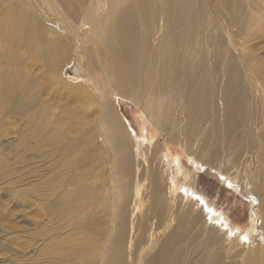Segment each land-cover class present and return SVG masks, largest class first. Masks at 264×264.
I'll return each instance as SVG.
<instances>
[{"label":"bare ground","instance_id":"1","mask_svg":"<svg viewBox=\"0 0 264 264\" xmlns=\"http://www.w3.org/2000/svg\"><path fill=\"white\" fill-rule=\"evenodd\" d=\"M16 1L0 9V46L9 54L0 65V114L17 117L26 112L27 121L38 131L52 127L51 108L57 109L51 107L50 97L44 99L37 92L34 79L21 85L28 75L34 77L31 70L20 72L13 66L40 62L45 84L53 73L60 79L59 65L67 64L62 60L72 58V53L87 69L89 74H82L86 83L62 81L60 93L81 112L96 113L94 132L110 158L116 201L123 195L126 202L130 190L135 194L129 230L126 203L117 218L113 214L114 237L105 264H127L125 255L137 251L135 264H237L235 259L223 260L225 251L236 252L234 246H243L251 237L237 234L231 216L196 187L204 173L229 190L238 189L247 200L252 193L258 195L255 214L263 247H255V260L245 257L241 264H264V0ZM29 5L42 13L41 18L46 15V23H40L38 14L26 12ZM113 94L132 103L146 127L179 145L189 161L202 164L184 172L188 202L181 188H176L175 196H167L165 180L171 165L157 160V145L147 149L131 138L113 106ZM46 135L57 137L52 131ZM146 136L151 139V132ZM87 139L81 137V147ZM216 142L227 154L211 161L210 147ZM94 151L88 152L91 161ZM248 151L255 163L251 190L245 192L239 179L249 165ZM70 160L67 166L72 167L75 163ZM230 164L233 174L220 169ZM240 164V170L234 169ZM146 184L151 190L144 208L146 196L137 200ZM135 213L139 227L131 240ZM168 230L155 253L142 260L154 238ZM139 239L141 243L131 244ZM228 241L235 245L226 249Z\"/></svg>","mask_w":264,"mask_h":264},{"label":"rangeland","instance_id":"2","mask_svg":"<svg viewBox=\"0 0 264 264\" xmlns=\"http://www.w3.org/2000/svg\"><path fill=\"white\" fill-rule=\"evenodd\" d=\"M28 1L30 0H26L27 3ZM15 2L17 3L16 0H0V9L6 10L9 4ZM29 8L30 10H26V12L38 14L37 8L34 11L31 10L30 5ZM40 14L37 16L40 23H46V15L43 14L44 16L41 18ZM0 45L2 46V44ZM1 46L0 65L1 60L4 59L5 62L9 55L3 52ZM20 49L23 50V48ZM71 57L73 59L68 56L64 59L65 61L62 60L63 63L68 62L67 64L59 65L62 68L61 72L58 70L60 79L53 73L55 79L49 76V81L46 84V74L42 71L43 67L40 62L32 60L25 62L23 66L12 67L14 70L17 68L20 72L31 70L34 77L28 75L27 80L23 81L21 85L28 86L27 81L34 79L38 86H34L37 92H41L44 99L50 97L51 107L56 106L57 109L51 108L52 127L38 131H35L27 121L26 112L17 117L9 112V115L6 114L7 112L0 114V264H105L107 250L113 243L114 237L113 214L115 213L117 218L124 203H126L125 220L129 230L128 219L132 212L135 194L133 190H130L131 195L126 202L123 195L119 201H116L118 191L111 180L110 158L106 156V151L103 149L105 144L94 132L96 113L81 112L75 102L68 99L66 94L60 93L63 89L62 81L67 85L86 83L82 74L83 72V75L89 74L84 65L79 64L80 62L78 59L76 60L73 53ZM112 100L113 106H116L120 117L126 122V128L130 132L131 138L136 139L143 146H147V149L149 145L151 148L157 145L159 148L154 149L158 150L157 160L161 158V161L167 163L169 168L171 165L170 178L165 180L167 181L165 187L170 190V193L167 190V196H175L176 188H181L182 194L186 196V191L183 190L186 188L182 184L184 172L190 171L194 165L200 163L194 164L189 161L179 145L174 144L173 146V144L164 141L161 134L155 132L151 127H146L142 121L141 112L138 113L132 103L118 98L114 94ZM62 108L63 112H60L59 110L62 111ZM73 109L74 111H72ZM142 127L145 128L144 131ZM48 131H52L57 137H47ZM149 132L152 134L151 139L145 138ZM82 136L88 137L83 147L80 144ZM94 148L95 158L91 161L88 152ZM263 148L264 139L261 150ZM255 149H251V152L254 153ZM69 151L72 153L68 155ZM224 154L227 153L223 144L216 142L213 147H210L209 158L211 161L219 160V157ZM163 155L168 157L165 158ZM247 155H249V151L245 157ZM250 155L247 158L250 159L249 165L242 172V178L239 179L245 192L251 190L250 181L253 176V163H255V157L252 153ZM71 156H73V161L70 160ZM239 159L244 161L241 156ZM69 160L75 165L67 166ZM230 167L231 164L220 169L225 173L233 174L234 171ZM241 168L240 164L234 169L240 170ZM176 171H178L177 174ZM170 179H173V182ZM198 179L199 181L195 183L196 187L206 195L209 194L208 197L217 203L219 209L227 213L229 217L231 216L235 232L251 237L244 239L243 246H234L235 243L228 241L226 249L231 246L237 249L232 254L226 250L223 260L235 259L237 264H241L245 257L252 259L253 256L255 260L257 256L254 253L255 247H263L260 219L255 214L259 206L258 195L252 193L247 200L238 189L229 190L226 186L216 182L213 176L204 173L200 174ZM171 184H173L172 187ZM149 187L146 184L137 200L140 201L141 197L146 196L143 198L144 208L150 198L147 192L151 190ZM75 192L82 194L77 197L74 195ZM188 195L186 196L187 202L190 197ZM261 195L263 194L261 193ZM209 209L213 208L209 206ZM137 215L135 213L133 219L131 240L138 233L139 216ZM168 232L169 230L154 238L155 241L153 244L151 243L153 247L148 249V253L144 257H141L142 260L155 253L157 245L161 243ZM135 242L141 243V239L131 241V244ZM144 244L145 240L142 247ZM138 254L139 251L129 257H127L128 254L125 255L127 264H135L134 257Z\"/></svg>","mask_w":264,"mask_h":264}]
</instances>
